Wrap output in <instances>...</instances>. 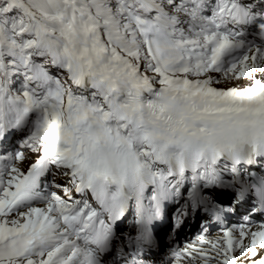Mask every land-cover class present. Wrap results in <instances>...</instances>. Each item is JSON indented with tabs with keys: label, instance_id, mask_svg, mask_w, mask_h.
Returning a JSON list of instances; mask_svg holds the SVG:
<instances>
[{
	"label": "snow or ice",
	"instance_id": "obj_1",
	"mask_svg": "<svg viewBox=\"0 0 264 264\" xmlns=\"http://www.w3.org/2000/svg\"><path fill=\"white\" fill-rule=\"evenodd\" d=\"M0 264H264V0H0Z\"/></svg>",
	"mask_w": 264,
	"mask_h": 264
}]
</instances>
